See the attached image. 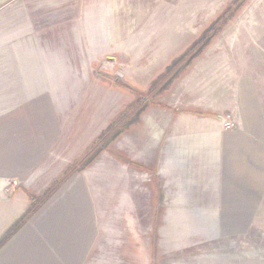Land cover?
I'll list each match as a JSON object with an SVG mask.
<instances>
[{"label": "rangeland", "instance_id": "1", "mask_svg": "<svg viewBox=\"0 0 264 264\" xmlns=\"http://www.w3.org/2000/svg\"><path fill=\"white\" fill-rule=\"evenodd\" d=\"M50 1L0 0V242L36 207L0 264H264V0L162 2L161 48L86 65Z\"/></svg>", "mask_w": 264, "mask_h": 264}, {"label": "crops", "instance_id": "2", "mask_svg": "<svg viewBox=\"0 0 264 264\" xmlns=\"http://www.w3.org/2000/svg\"><path fill=\"white\" fill-rule=\"evenodd\" d=\"M52 1L55 0L50 2ZM73 1H78L80 4L81 19L74 21L70 37H65L68 34L66 33L62 37V41L68 44L71 40L74 43L73 47L77 50L76 56L80 57L79 63L84 65L89 64L96 57L118 52L132 55L131 50L161 48V18L163 16L167 18L172 15L173 17L176 16V10H172L170 4L162 3L170 0ZM162 4L165 7L164 9H162ZM64 46V52L69 55L68 45L64 44ZM163 47L173 46L165 45ZM66 53H64L65 56ZM246 129L249 130L252 139L249 138V142L244 138L243 140L240 139L241 142H233L240 151L245 150V147H243L245 144L258 143L264 145V121L259 112L249 114ZM255 151H257V148ZM71 189L72 191L68 197L66 194L61 199L65 204L71 201V198L76 194V192H73V189L77 191L75 185ZM61 200L58 201L60 205L62 204ZM28 207L29 205L25 206L23 202L19 203V208L14 205L10 217H16L18 209L22 211L20 208H23L26 211ZM8 222L9 220L5 223Z\"/></svg>", "mask_w": 264, "mask_h": 264}, {"label": "trees", "instance_id": "3", "mask_svg": "<svg viewBox=\"0 0 264 264\" xmlns=\"http://www.w3.org/2000/svg\"><path fill=\"white\" fill-rule=\"evenodd\" d=\"M225 14H227V12H225V13L221 16L220 19H222V18L225 16ZM219 22H220V21H218V22L212 24V25L210 26V28L204 32V34L202 35V37H201V39H200L199 41H204V40L206 39V37L209 35V33H211L212 30L215 29V27L218 25ZM196 45H197V44H196ZM196 45H195V46H196ZM195 46H194V47H195ZM192 50H193V48L190 49V50H189L188 52H186L185 54H183L180 58L176 59V60L170 65V67L167 68V70L165 71V73L162 74V75L158 78V80H156V82L153 84V88H155L156 86L160 85V84H159L160 82H162L163 80H165V79L168 77V75L171 74L173 71H175V70L178 68V66H179L182 62H184L185 60H187ZM127 120H128V119H127ZM127 120H126V117H125V118L119 119L118 121L112 123V124L106 129V131L102 134V136L96 141V143H98V142L101 143V141L104 140V138H105V139L107 138V140H111L112 138H114L117 134H119L122 130H124L129 124L133 123L132 120H128V121H127ZM91 150H92V149H91ZM88 153H90V152H88ZM48 193H49V191H48ZM47 195L49 196V194H47ZM47 195H46V197H47ZM44 199H45V198H44ZM34 201H35V203H36V200H34ZM34 205H35V204H34ZM35 208H36V207H34V208H32V209L30 208V210L28 211L27 215L25 216L26 219L28 218V214H29V216H31L32 214L35 213V211H36ZM26 219L24 218L23 221L19 222V223L17 224V227H16L14 230H12V231L8 234V236L5 237V238L0 242V249H1L2 246H3V245H4V244H5V243H6V242H7V241H8V240L14 235V234H15V232H16L19 228L22 227V225L24 224V222L26 221Z\"/></svg>", "mask_w": 264, "mask_h": 264}]
</instances>
